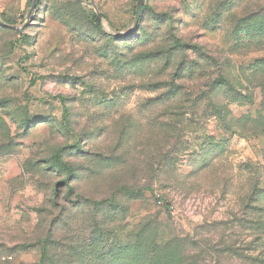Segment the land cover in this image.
I'll return each mask as SVG.
<instances>
[{
	"label": "rangeland",
	"instance_id": "obj_1",
	"mask_svg": "<svg viewBox=\"0 0 264 264\" xmlns=\"http://www.w3.org/2000/svg\"><path fill=\"white\" fill-rule=\"evenodd\" d=\"M137 1L39 0L0 27V264H129L138 240L241 264L222 251L246 254L264 200L260 0H144L131 33Z\"/></svg>",
	"mask_w": 264,
	"mask_h": 264
},
{
	"label": "trees",
	"instance_id": "obj_2",
	"mask_svg": "<svg viewBox=\"0 0 264 264\" xmlns=\"http://www.w3.org/2000/svg\"><path fill=\"white\" fill-rule=\"evenodd\" d=\"M258 9H259V17H260L259 23L261 24V27H262L261 32H262V36L264 37V0H260V5ZM143 11H144V8H143ZM94 20L96 23H99V19L97 18L95 13H94ZM141 20H142V16L139 21V24ZM0 22L7 25L1 20ZM139 24H138V29H139ZM7 26H10V25H7ZM138 29L135 32H137ZM6 30H9V29H6ZM178 48H180V41L177 38H173L170 43L169 49L166 52H164V50L162 53L153 54L152 52L151 55H149V58L150 60L159 58V56L162 54L165 59H163V57L161 56L160 60L164 62L165 64L164 66L166 67L165 70H168L171 68L169 67L170 63L174 60V57L172 56V52H177V50H179ZM165 77L169 78V80L171 79L168 83L169 85L174 86L178 82L174 80L175 77L173 74L166 75ZM166 78H165V82H166ZM177 89L180 91V88H177ZM176 91L172 90V93H177ZM211 112H213V110ZM211 117H217V115L213 113ZM259 179H260L259 182L257 181L256 183L260 187L257 186V188H261V186H263L262 177H259ZM258 190H260V192H264V188L258 189ZM253 191H256V187L253 188ZM252 192L251 193L248 192V195L246 197V206L248 208H249V205L253 203V200H252L253 193ZM254 202L258 204V206L260 207L259 211L261 212V215L259 219L255 223H253V225L251 221H249L248 219V221H246L245 226L243 228L245 231L249 232L250 233L249 236L253 238L252 241L245 243L244 245V253L246 254H243L242 256L237 255V253H235L236 251L233 246L231 247L230 250L227 249L225 251H222V254H225V252L228 254L227 256L229 257V261L231 263H234L236 260H238L241 262V264H264V200L263 199L259 200L258 198V200ZM247 225L255 226V229H248L246 227ZM156 237H157V234H155L154 238ZM176 252L177 251L172 250L171 254L165 255L163 254V250L160 247V245L158 244L156 245L154 243L151 245L149 249H145L142 247V244L139 243V240H138L136 244L133 245L131 248V261L129 264H185L184 262L180 260V257L176 254Z\"/></svg>",
	"mask_w": 264,
	"mask_h": 264
},
{
	"label": "water",
	"instance_id": "obj_3",
	"mask_svg": "<svg viewBox=\"0 0 264 264\" xmlns=\"http://www.w3.org/2000/svg\"><path fill=\"white\" fill-rule=\"evenodd\" d=\"M38 3H39V0H33V4L31 7V10H30V13H29L25 23L21 26V28L7 26V25L3 24L2 22H0V27L5 28V29H9V30L17 32L19 34H22L25 31V29L31 24L32 16H33L34 12L36 11ZM91 7L93 8V11L96 14L97 18L100 20L101 16H100L99 12L97 11L95 5L91 4ZM143 8H144V0H138L137 7H136V13H135V22H134V26L131 30V33L135 32L138 29V24H139V21H140L141 16H142Z\"/></svg>",
	"mask_w": 264,
	"mask_h": 264
},
{
	"label": "built area",
	"instance_id": "obj_4",
	"mask_svg": "<svg viewBox=\"0 0 264 264\" xmlns=\"http://www.w3.org/2000/svg\"><path fill=\"white\" fill-rule=\"evenodd\" d=\"M11 260V258H3V261H10Z\"/></svg>",
	"mask_w": 264,
	"mask_h": 264
}]
</instances>
